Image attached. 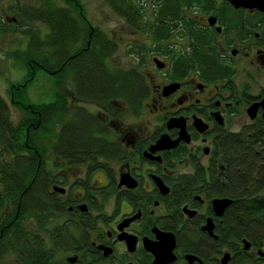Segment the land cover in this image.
<instances>
[{
  "label": "flooded vegetation",
  "instance_id": "1",
  "mask_svg": "<svg viewBox=\"0 0 264 264\" xmlns=\"http://www.w3.org/2000/svg\"><path fill=\"white\" fill-rule=\"evenodd\" d=\"M99 2L135 36L128 69L104 60L112 82L133 70L132 97L120 85L115 97L77 99L73 66L91 34L48 52L47 28L28 21L50 8L87 19L84 5L0 0V264H21L13 249L25 261L26 248L46 264H159L150 246L160 264H264L250 239L260 237L228 227L232 199L218 188L225 145L245 136L264 161V12L229 0H116V13ZM76 117L96 142L88 154L60 149ZM215 200L229 205L218 213Z\"/></svg>",
  "mask_w": 264,
  "mask_h": 264
},
{
  "label": "trees",
  "instance_id": "2",
  "mask_svg": "<svg viewBox=\"0 0 264 264\" xmlns=\"http://www.w3.org/2000/svg\"><path fill=\"white\" fill-rule=\"evenodd\" d=\"M102 1L118 13L116 0ZM121 4L125 10H133L130 4H128L129 7L126 6L125 1H122ZM127 19L128 22L132 20L131 18ZM28 21H39L47 28L48 33L43 43L46 44L44 49L48 52L53 47L67 48L72 43L77 47L79 43L86 40L88 33L91 34L88 54L85 57L84 54L77 57L73 66L76 76L77 99L98 101L97 99L104 97H115L114 92L120 85L121 90L127 91L131 96L139 86L140 82L137 77H132L133 70L121 71L123 78H119L118 83L112 82L109 76L116 73L107 68L104 60L116 52L115 44L108 37H104L100 29L93 26L87 19L69 16L65 11L55 13L54 9L50 8L44 11L41 16ZM28 34L33 36L37 33L31 28L28 30ZM28 57L29 55H27ZM47 113L44 115L49 117V110ZM47 117L43 116L41 121L44 134L51 132L44 125L45 121L49 124L51 122L50 118L46 119ZM88 129L83 117H80L78 121L76 117V125L64 132L60 144L61 151L78 155L88 154L96 143L91 139ZM242 137L243 141H240L241 138H239V141L235 140L232 144L222 147L223 151L219 153V196H227L232 199V208L227 218L228 227L235 236L242 234L259 236L260 238L250 239L264 247V161L259 165L256 163H259L256 160L263 155V152L259 153V156L256 155L248 147L257 141ZM17 185L20 184L17 183ZM31 195L34 197H31V200L26 199V201L34 204L36 202L35 192H32ZM18 250L13 249L19 261H22L21 264H40L39 261L41 264H46L47 262L48 257L45 252L40 256V254L34 253L33 249L26 248L24 261L21 260L22 254L18 253Z\"/></svg>",
  "mask_w": 264,
  "mask_h": 264
},
{
  "label": "rangeland",
  "instance_id": "3",
  "mask_svg": "<svg viewBox=\"0 0 264 264\" xmlns=\"http://www.w3.org/2000/svg\"><path fill=\"white\" fill-rule=\"evenodd\" d=\"M40 1V0H36ZM78 4L84 5V11L88 21L95 27L106 31L107 36L112 38L118 44V50L110 56V64L118 69H128L131 66L132 58L128 57V46L133 44L135 36L129 30H123V25L119 20L106 10L103 3L99 0H75ZM36 26V24H34ZM121 32V33H118ZM137 37V36H136ZM12 44L19 42V36L12 35L10 37ZM32 85V84H31ZM36 90V86L32 87V91ZM4 264H15L12 260L6 259ZM2 264V263H1Z\"/></svg>",
  "mask_w": 264,
  "mask_h": 264
},
{
  "label": "water",
  "instance_id": "4",
  "mask_svg": "<svg viewBox=\"0 0 264 264\" xmlns=\"http://www.w3.org/2000/svg\"><path fill=\"white\" fill-rule=\"evenodd\" d=\"M236 7H244L249 9H257L264 12V0H229ZM165 139V138H162ZM162 143V142H161ZM160 144L158 142L157 146ZM161 145H159L160 147ZM213 208L216 212L221 213L228 205L229 201L227 200H215L212 202ZM150 252L155 257V263L160 264V252L156 246H150ZM170 261V260H168Z\"/></svg>",
  "mask_w": 264,
  "mask_h": 264
}]
</instances>
